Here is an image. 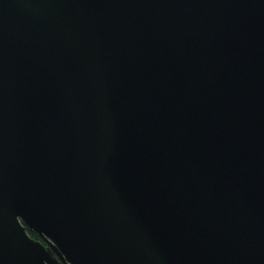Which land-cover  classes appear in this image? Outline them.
Returning a JSON list of instances; mask_svg holds the SVG:
<instances>
[{
  "label": "water",
  "instance_id": "water-1",
  "mask_svg": "<svg viewBox=\"0 0 264 264\" xmlns=\"http://www.w3.org/2000/svg\"><path fill=\"white\" fill-rule=\"evenodd\" d=\"M63 263L264 264V0H0V264Z\"/></svg>",
  "mask_w": 264,
  "mask_h": 264
},
{
  "label": "trees",
  "instance_id": "trees-1",
  "mask_svg": "<svg viewBox=\"0 0 264 264\" xmlns=\"http://www.w3.org/2000/svg\"><path fill=\"white\" fill-rule=\"evenodd\" d=\"M27 231L32 237L41 239V236L37 232H35L34 230L27 228Z\"/></svg>",
  "mask_w": 264,
  "mask_h": 264
}]
</instances>
